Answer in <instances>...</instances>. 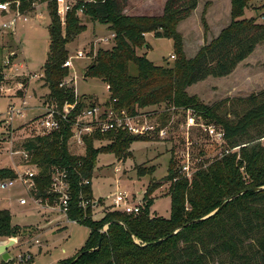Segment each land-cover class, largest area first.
Masks as SVG:
<instances>
[{
    "label": "trees",
    "instance_id": "trees-1",
    "mask_svg": "<svg viewBox=\"0 0 264 264\" xmlns=\"http://www.w3.org/2000/svg\"><path fill=\"white\" fill-rule=\"evenodd\" d=\"M18 1L22 10L30 6L29 0ZM56 1L40 0L50 16L48 52L41 68L48 99L56 100L60 106L74 101L72 89L59 88V84L68 75V69L62 67L67 56L65 47L85 30L80 13L92 22L108 26L114 34L113 46L98 49L83 76L98 79L106 86V106L115 111L125 110L129 115L159 113L162 125L168 124L172 114L190 110L206 123L220 127L225 147L236 149L203 163L189 178L173 168L174 157L168 159L164 177L169 183L168 219L149 215L153 202L149 197L159 187L149 182L139 214L105 210L95 220L93 210L99 200L92 198L90 181L98 154L125 157L138 138L123 132L84 137L83 155L69 152L71 133L65 123L57 131L27 139L22 149L38 169L34 178L35 198L49 197L52 203L48 194L51 169H66L70 193L67 217L89 229L82 249L72 259L60 260L58 264H264V189L245 192L207 217L233 195L264 186V90L210 106L186 92L188 87L209 77L230 75L264 41V25L254 18H242L249 0H231L229 25L192 59L184 57L181 38L174 27L196 9L197 0H166L159 17L124 14L129 0H73L63 26ZM147 33L157 39H171V64L157 66L147 58V52L136 54V49H150L144 38ZM130 65L135 68V75L130 74ZM2 79L0 62V84ZM162 105L164 110L158 111ZM83 106L80 100L76 109ZM202 135L194 132L192 139L196 142ZM102 140H106L105 145L94 147L95 141ZM199 156H203L201 151ZM153 171L152 167L138 168L136 174L150 176ZM15 178L10 168H0V180ZM83 179L89 183L81 184ZM80 194L88 202L84 208L79 206ZM19 230L18 225L12 224L10 213L0 210V239L15 238ZM176 230L179 231L168 237Z\"/></svg>",
    "mask_w": 264,
    "mask_h": 264
},
{
    "label": "rangeland",
    "instance_id": "rangeland-1",
    "mask_svg": "<svg viewBox=\"0 0 264 264\" xmlns=\"http://www.w3.org/2000/svg\"><path fill=\"white\" fill-rule=\"evenodd\" d=\"M66 2L74 3L73 0H57L56 5L62 6L67 4ZM129 2L124 14L159 17L160 6L165 0ZM151 6L154 9L150 11L144 8ZM230 8L231 0H197V7L189 17L175 24L174 29L181 38L182 53L186 59L194 58L203 46L213 41L229 25ZM26 10L28 21L22 23L18 20L14 32H6L0 39V62L9 53L15 54L10 65L2 67L5 79H2L4 91H0V168H10L14 173L16 169L23 172L25 167L20 166L24 163L20 155H9V142L12 151H22V145L27 139L38 134L42 136V130L36 127L43 113L38 108L48 101V89L43 84L41 68L48 52L50 16L45 3L40 2L33 10L29 7ZM79 17L85 25V30L65 47V59H70L72 64L68 68L67 76L69 81L74 78L70 85L78 96H85L88 103L101 105L108 98L106 86L98 79L83 78V74L98 49H110L113 46V39H110L112 32L108 26L92 22L80 13ZM8 18L2 17L0 22ZM242 18H254L256 23L264 25V0H249ZM59 20L63 25V12L59 15ZM104 37L109 38V41H99ZM146 39L151 48L136 49V54L140 56L147 52V58L157 66L171 64L173 59L170 56L174 54L171 39H157L149 35ZM78 52H82L84 57L76 58ZM129 72L136 74L132 65L129 66ZM263 90L264 41L259 43L252 54L238 64L230 75L224 78H208L188 87L186 92L190 96H196L200 103L210 106L224 99L256 95ZM23 100L24 109L20 110ZM10 107H16L20 114L8 115ZM159 108L158 111L164 110L163 105ZM186 114L185 111L174 113L169 117L168 124H164L169 126L172 133L169 139L138 138L131 144L129 154L125 157H114L109 153L98 154L90 181L92 198L94 201L99 200L93 210V219H99L105 210L114 211L112 198L117 192L125 191L134 200H142L149 182L159 185L149 197L153 200L149 215L169 218V183L164 177L170 157L175 159L173 168H179L181 165L178 156L184 147V137L180 127L183 126ZM190 114L194 115L197 122L202 119L192 111ZM147 119H158L163 124L159 113L151 114ZM196 139V142L192 139L194 144L190 151V161L193 170L190 174L203 163L213 160L218 153V149H215L213 142L204 132L202 137ZM262 142L264 143V140ZM105 144L106 140L93 143L96 148ZM68 150L73 155H83L85 152L84 147L78 148L72 144ZM200 151L203 153L201 157ZM149 167L154 169L152 175L137 176L138 168ZM31 196L34 198L33 191L26 192L17 183L8 189H0V210H7L11 215L12 224L20 228L17 237L0 239V242L14 240V244L7 249L10 258L3 261L0 256V264H58L60 260L72 259L84 246L89 229L83 225L67 223L59 213L39 209L32 203ZM21 198L27 199L26 205H19ZM57 223L60 225H56Z\"/></svg>",
    "mask_w": 264,
    "mask_h": 264
},
{
    "label": "built area",
    "instance_id": "built-area-1",
    "mask_svg": "<svg viewBox=\"0 0 264 264\" xmlns=\"http://www.w3.org/2000/svg\"><path fill=\"white\" fill-rule=\"evenodd\" d=\"M30 6L32 10L36 8L37 4L40 3V0H29ZM62 6H57V15L59 16L62 12L65 16L66 12L71 9L73 6V2H66ZM0 15L3 17H9L6 21L0 22V39L3 37L2 35L6 32H14L17 21L20 20L22 23L28 21V11L21 9V4L18 0L15 1H4L0 2ZM41 14L38 15L40 17ZM64 25V22H63ZM62 25V26H63ZM114 38V34L110 35V39ZM101 42L109 41V38L104 37L99 39ZM14 52L9 53L7 56L3 58L1 61L2 67H7L10 65L12 59L14 58ZM84 54L82 52H78L76 54V58H83ZM171 59H174V56H170ZM70 59H66L62 65L63 68L71 67ZM5 76L3 74V80ZM74 81V78L69 81L67 78L63 79L59 88H71L74 93V101L72 103L64 102L61 106L54 99H48L44 104H41L38 110H42L41 114L42 118L39 120L36 125L37 128L42 130L41 135H46L52 131H57L62 124H68L70 127V137L68 139V147L75 145L76 147H84V137H89L94 134H107L109 132H123L127 135L136 138L143 137H156L159 140H166L171 137V131L169 126L162 125L158 119H147L149 115H129L125 110L115 111L112 107L106 106L105 102L101 105L95 103H88L86 97L81 98L78 96L73 87L70 85L71 82ZM3 81L0 84V91H4L2 87ZM9 91V89H6ZM84 103V106L80 109H76L79 101ZM24 103L20 107L23 108ZM20 110H17L16 107H10L8 115L13 113L20 114ZM185 111L186 117L183 122V126H181V132L183 134V142L184 147L179 151V160L181 162L179 169V173L189 178L191 176L190 171L193 170L191 161H190V151L191 147L194 144L192 142V136L194 132H204L205 136L209 138L214 146H217L218 153L213 158H220L223 155H227L230 152L235 151L236 149L228 150L225 147V139L224 133L222 129L216 126L213 123L203 122L202 119L199 122L196 121L194 115L190 114V110H181ZM37 136H40L39 134ZM9 155H20L21 161L24 162L20 166H24L25 169L23 172L16 171L15 179H6L0 180V189H8L14 184H19L24 191H34L35 189V181L34 178L38 173V169L35 165L29 162V155L26 151H12L11 143L9 142ZM88 180L83 179L81 184H88ZM48 194L52 198L53 210L55 212L61 214L67 223L77 224L75 221L68 219L67 214L69 211V182H68V173L64 168L54 167L50 172V186ZM80 203L79 206L82 208L86 207L88 202L82 198L80 194ZM31 201L34 205L41 207H48L49 197L45 199L34 198L31 196ZM19 205L24 206L27 204V199L21 198L18 201ZM49 204V205H48ZM142 200H134L129 194L125 191L117 192L116 195L112 198V210L118 211L125 214L137 215L143 208ZM51 205V206H52ZM94 207V205L92 206ZM106 227V226H105ZM103 228V230L105 229ZM106 230V229H105ZM104 230V231H105ZM103 231V232H104Z\"/></svg>",
    "mask_w": 264,
    "mask_h": 264
},
{
    "label": "water",
    "instance_id": "water-1",
    "mask_svg": "<svg viewBox=\"0 0 264 264\" xmlns=\"http://www.w3.org/2000/svg\"><path fill=\"white\" fill-rule=\"evenodd\" d=\"M83 76H84V74H83ZM263 189H264V186H263V187H259V188H252V189H248V190H246V191L239 192V193L233 195L232 197L226 199V200H225V201H224V202H223V203H222L217 209H215V210H214L212 213H210L207 217L212 216V215H214L215 213H217V212H218L219 210H221V209H222V208H223V207H224L229 201H231L232 199H234V198L240 196L241 194H243V193H245V192H257V191H260V190H263ZM95 205H96V203H95ZM95 205H94V206H95ZM207 217H205V218H207ZM205 218H203V219H205ZM203 219H201V220H203ZM194 222H197V221H194ZM106 228H107V227H105V229H106ZM105 229H104V230H105ZM104 230H102V232H103ZM178 231H179V230H176V231L172 232L168 237L173 236V235L176 234ZM166 238H167V237H166ZM100 241H101V238L98 239L96 249L99 248ZM160 241H161V240H160ZM13 244H14V240H12V239L8 240L7 242H0V256L2 257L3 261H7V260L10 258L9 255H8V253H7V249H8L9 247H11ZM79 256H80V254H79L74 260H76Z\"/></svg>",
    "mask_w": 264,
    "mask_h": 264
},
{
    "label": "crops",
    "instance_id": "crops-1",
    "mask_svg": "<svg viewBox=\"0 0 264 264\" xmlns=\"http://www.w3.org/2000/svg\"><path fill=\"white\" fill-rule=\"evenodd\" d=\"M129 1H130V0H129ZM129 1H128V2H129ZM165 1H166V0H165ZM129 3H130V2H129ZM127 5H128V3H127ZM163 6H164V3L160 6L161 9H160L159 13H162ZM144 8H145V10H147V11H150V10H153V9H154V7H152V6H151V7H144ZM131 9H132V8H131ZM2 17H3V16L0 15V18H2ZM147 35H149V36H153L151 33H147V34L144 35L145 39H146ZM146 42H147V39H146ZM150 48H151V47H150ZM142 54H143V53H142ZM142 54H141V55H142ZM241 63H242V62H241ZM209 78H211V77H209ZM223 78H224V77H223ZM207 79H208V78H207ZM207 79H205L204 81H206ZM204 81H203V82H204ZM24 97H25V96H24ZM23 99H24V98H23ZM23 101H24V100H23ZM23 103H25V101H24ZM23 103H22V104H23ZM39 105H40V104H39ZM39 105H38V106H39ZM17 170H18V169H16V171H17ZM18 171H19V170H18ZM48 205H49V204H48ZM51 205H52V204H51ZM51 205H49L48 207H46V206H41V207H39V209H41V210H48V212H50V211L55 212V210L52 209L54 205H52V206H51ZM37 207H38V206H37ZM95 207H96V206H95ZM55 213H57V212H55ZM50 214H51V213H50ZM50 214H49V215H50ZM50 216H52V215H50ZM56 218H57V217H55V221H56ZM56 225H60V224L57 223Z\"/></svg>",
    "mask_w": 264,
    "mask_h": 264
}]
</instances>
